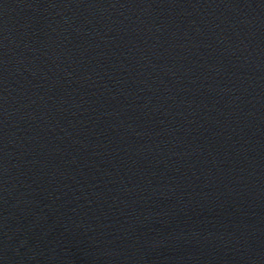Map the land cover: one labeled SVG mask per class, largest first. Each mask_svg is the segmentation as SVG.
I'll return each mask as SVG.
<instances>
[{
  "label": "water",
  "instance_id": "obj_1",
  "mask_svg": "<svg viewBox=\"0 0 264 264\" xmlns=\"http://www.w3.org/2000/svg\"><path fill=\"white\" fill-rule=\"evenodd\" d=\"M0 264H264V0H0Z\"/></svg>",
  "mask_w": 264,
  "mask_h": 264
}]
</instances>
